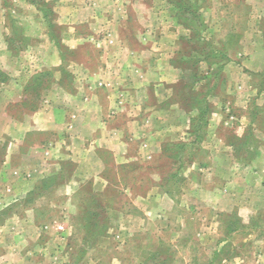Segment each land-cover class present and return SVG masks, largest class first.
Instances as JSON below:
<instances>
[{"label":"rangeland","instance_id":"rangeland-1","mask_svg":"<svg viewBox=\"0 0 264 264\" xmlns=\"http://www.w3.org/2000/svg\"><path fill=\"white\" fill-rule=\"evenodd\" d=\"M130 46L162 60L172 107L134 141L165 146L148 166L105 154L110 183L95 186L63 160L93 130L46 120L109 71L125 122L149 83ZM0 73V264H264V0H0Z\"/></svg>","mask_w":264,"mask_h":264},{"label":"crops","instance_id":"crops-1","mask_svg":"<svg viewBox=\"0 0 264 264\" xmlns=\"http://www.w3.org/2000/svg\"><path fill=\"white\" fill-rule=\"evenodd\" d=\"M147 33L150 34L151 30H147ZM144 43V42H143ZM148 47V46H146ZM144 46V53L149 50V48L146 49ZM156 47V45H155ZM155 47H152L150 49H154ZM129 49L132 52L133 57L131 58V61L134 62L133 65H135L138 61H136L135 57V51L130 46ZM139 58V57H137ZM141 61L138 62L141 66L140 76H137L141 81L144 83L149 81H157V84L153 86H149V83L145 84V87L143 90H140L141 93H143V99L140 104H137L135 107L133 106V102L128 103V99L126 100L125 112L128 115L125 117V122H119L118 119H120L119 112L112 111L111 109L114 107V95L111 90L112 87V81H115L113 78V75L110 74V72H103L100 71L99 73H94L91 77V79H86L87 82H95L94 85V91L91 92V98L87 100L86 103H82L81 106H78V109H70L69 112H63L60 120H58L59 123L57 124L54 120H46L49 121L50 128H59L61 127L64 131V133H67V135H71L74 130L81 129L83 127L87 129H92L93 133H95V136L91 138V141L89 143L84 142L85 139H82V143H76L77 140H81V137L74 140L73 143H67L65 142L68 149L72 150L75 154V144L79 146L80 151L78 152L79 158L72 155H68L67 157H64L63 160L72 159L74 157V161L81 163L80 166H84V168L91 169V171L88 172V174H82L81 172H77L79 177L86 178V181H90L95 185L96 183L105 182L106 184H109L110 182L106 179L104 175V170H106L107 161L104 160V155H109L111 157V160L113 163H111L112 168L116 167V165H122V164H133V163H141L142 165H149L153 163L155 160H160L162 155L164 144V138L163 134L158 133L159 137H161L160 140H157L159 142L157 144L158 149L150 154V149L154 147V145L157 143L154 141V136L151 135L147 138H142V141L140 143L134 141L135 138L140 134V131H143L142 129H147L148 124H153L154 122L158 123L163 122L166 120V118L171 113L172 107H164L166 104L163 103L162 100V88L164 86V82L166 81L165 74H158V68L162 65V60H146L147 66L145 67L142 62L145 61L144 58H140ZM164 64H166L165 61H163ZM146 63V62H144ZM170 64L171 63H168ZM154 65L155 68H151L150 66ZM154 72V73H153ZM132 79L130 81H133L134 75L130 74ZM176 77V76H175ZM136 78V77H135ZM129 79V78H128ZM126 78V80L128 81ZM178 78H173L171 83H176ZM82 80V79H81ZM132 89V87H131ZM126 95L129 93L127 91ZM153 92L155 94V107L152 109H149L148 107V93ZM139 94V91L136 92ZM125 97V95L122 93ZM105 99V102L107 104L106 107L103 106V100ZM167 100V98H166ZM157 101V102H156ZM174 107V106H173ZM57 111V110H56ZM86 111V112H83ZM90 111H92L93 116L89 115ZM53 112V111H52ZM46 113V112H45ZM44 113V114H45ZM96 113L97 114L96 117ZM109 113L112 115L110 117ZM132 114V115H131ZM133 115H136V117L139 115L142 116L140 119H135ZM144 115V116H143ZM47 116V115H46ZM67 116V117H66ZM100 116H102L100 118ZM118 116V118H116ZM138 116V117H139ZM52 118V117H51ZM118 120V121H116ZM56 123V124H55ZM147 124V125H146ZM138 129V132H135V130ZM159 129L162 131L164 127L160 126ZM158 131V130H157ZM73 135V134H72ZM75 136V135H74ZM165 137V136H164ZM64 144V142H61V145L57 144L56 149ZM74 146V148H73ZM52 148V147H51ZM131 149L133 151V154L128 155V157L123 156L127 151ZM63 151V148L61 149ZM50 153V152H49ZM48 153V154H49ZM47 154V155H48ZM90 161L92 163L88 164ZM75 163V162H74ZM99 182H98V181ZM79 184L78 188H73L74 190H82L84 186H80ZM96 184L95 186H97ZM65 189L63 190H66ZM72 190V189H71ZM69 190V191H71ZM69 193L68 191H66Z\"/></svg>","mask_w":264,"mask_h":264},{"label":"trees","instance_id":"trees-1","mask_svg":"<svg viewBox=\"0 0 264 264\" xmlns=\"http://www.w3.org/2000/svg\"><path fill=\"white\" fill-rule=\"evenodd\" d=\"M203 53H204V52H203ZM201 55H202V54H201ZM206 55H207V54H203V56H206ZM206 57H207V56H206ZM206 61L209 62V60H206ZM209 63H210V62H209ZM1 76H2V74L0 73V77H1ZM203 115H204V114H202L200 118H202Z\"/></svg>","mask_w":264,"mask_h":264}]
</instances>
